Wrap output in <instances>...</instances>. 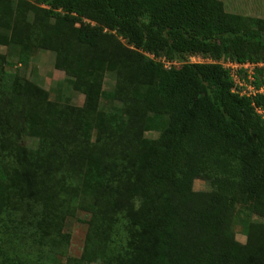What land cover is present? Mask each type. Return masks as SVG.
I'll return each instance as SVG.
<instances>
[{"label": "trees", "instance_id": "16d2710c", "mask_svg": "<svg viewBox=\"0 0 264 264\" xmlns=\"http://www.w3.org/2000/svg\"><path fill=\"white\" fill-rule=\"evenodd\" d=\"M0 29L19 64L52 51L83 95L51 101L0 55V213L32 207L57 230L88 212L81 257L98 264H264V222L244 244L230 228L238 201L264 218V93L234 92L217 62L159 60L264 59L263 18L221 0H0Z\"/></svg>", "mask_w": 264, "mask_h": 264}, {"label": "rangeland", "instance_id": "374dc122", "mask_svg": "<svg viewBox=\"0 0 264 264\" xmlns=\"http://www.w3.org/2000/svg\"><path fill=\"white\" fill-rule=\"evenodd\" d=\"M29 1V0H28ZM227 12L237 13L248 17L264 19V0H221ZM29 17L31 13H28ZM3 30L0 29V33ZM124 42V40H122ZM18 46L13 43L0 44V55L3 56L1 64L5 61L13 65L4 66L7 71L17 70L18 74L36 84L44 90L51 101L81 106L83 95L74 90L65 80V73L55 66L54 53L43 48L33 49L28 65L17 62ZM184 62V56L175 58V65ZM113 79L106 74L103 79V89L108 90ZM158 132L146 131L144 136L156 138ZM25 146H36V137H22ZM196 191L208 190L207 183L202 178L193 181ZM30 212L22 208L7 206L0 213V264H98L83 260L81 255L87 231L89 213L78 208L66 213L58 223V233L54 228L37 222L35 214L37 209L30 207ZM261 221L264 218L251 213L249 207L238 201L231 215L230 228L240 243L246 242L248 226L251 222ZM48 231V233H47ZM49 235H51L49 237ZM57 242H53L52 239Z\"/></svg>", "mask_w": 264, "mask_h": 264}, {"label": "built area", "instance_id": "2783aa9c", "mask_svg": "<svg viewBox=\"0 0 264 264\" xmlns=\"http://www.w3.org/2000/svg\"><path fill=\"white\" fill-rule=\"evenodd\" d=\"M151 56V55H150ZM165 65L169 67L175 65V61H165L164 58H159ZM217 62L226 69L233 81L232 90L241 96L252 97L256 94L264 93V59L258 61H238L230 56H223L214 60L210 57L195 54L188 56L184 62ZM261 79L263 83L257 85V80ZM256 111L262 114L261 108L257 107ZM264 117V116H263Z\"/></svg>", "mask_w": 264, "mask_h": 264}]
</instances>
